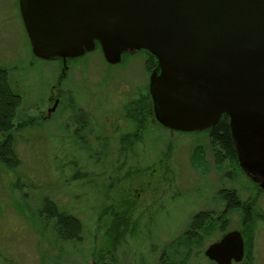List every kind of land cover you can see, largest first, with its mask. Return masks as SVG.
I'll return each instance as SVG.
<instances>
[{"label": "rangeland", "instance_id": "rangeland-1", "mask_svg": "<svg viewBox=\"0 0 264 264\" xmlns=\"http://www.w3.org/2000/svg\"><path fill=\"white\" fill-rule=\"evenodd\" d=\"M136 52L124 53L120 64L110 65L96 47L68 62L59 78L60 62L44 64L34 58L19 0H0V63L20 79L19 115L34 118L52 86L59 84L61 90L59 108L48 122L37 125L34 118L32 135L28 131L15 135L11 162L15 166L0 163V264H158L162 250L173 259H186V264H206L204 250L221 236L216 221L212 219L210 229L189 245H183L182 235L196 213L222 207L218 196L222 188L234 189L242 203L252 206L249 212L231 211L226 218L228 230H239L243 236L242 264H264V190L257 189L237 165L220 157L215 160L203 133L171 132L147 119L148 170L142 175L129 173L127 182L117 152L91 149L96 143L89 135L86 149L76 147V106L105 134L114 131L136 93L146 97L147 55ZM152 146L157 147L155 162L145 149ZM111 173L118 174L116 181ZM61 213L80 224L77 239L71 233L69 240L57 236L55 218L47 215ZM119 216L136 227L118 229ZM245 219L252 222L249 228Z\"/></svg>", "mask_w": 264, "mask_h": 264}, {"label": "water", "instance_id": "water-1", "mask_svg": "<svg viewBox=\"0 0 264 264\" xmlns=\"http://www.w3.org/2000/svg\"><path fill=\"white\" fill-rule=\"evenodd\" d=\"M34 57L77 59L98 45L110 65L143 50L156 59L154 118L179 133L228 117L240 169L264 189V0H19ZM216 264L242 261L237 230L208 246Z\"/></svg>", "mask_w": 264, "mask_h": 264}, {"label": "flooded vegetation", "instance_id": "flooded-vegetation-1", "mask_svg": "<svg viewBox=\"0 0 264 264\" xmlns=\"http://www.w3.org/2000/svg\"><path fill=\"white\" fill-rule=\"evenodd\" d=\"M140 52H142V51H138L136 53H140ZM84 56L77 58V59L63 60V59L58 58V59H53L51 61H44V60L38 59L36 57H34V58L39 60V62L44 63V64L53 63V62H60L61 68H62L60 71L62 73L60 72V75L58 77L62 78L64 71L68 69L66 64L70 61H72V62L78 61V60L82 59ZM11 70L12 69H10V68L7 69V68L3 67L0 63V71H3L5 73L6 80L8 82L9 87L11 89H13L14 91H16V84H17V82H19L20 79L15 80L12 77V71ZM151 71L152 70H150V72ZM150 72H149V75H150ZM149 75H148V84H149ZM14 84H15V88L13 87ZM57 86H52L51 92H50L49 96L47 97V102L43 103V106L40 110L35 111L37 114L34 118L36 119V121L39 122L37 125H42L43 123L48 122L49 119L56 112V110H58L59 103H61V97H60L61 90H59V88H57ZM77 107L78 106H76V109L74 112L75 115H73V118H75L74 121L76 124V128L74 130V132H75L74 135L76 136V141L78 142L77 143L78 146H76V147L79 150L87 148L84 140H85L86 136L89 135V138H92L93 141L96 143L94 145L91 143V149H93V148L97 149L98 148V150L100 152L109 153V154H111L110 151L113 150L122 156L123 162L120 163L119 167H121L120 169H122V167L126 168L127 174L125 175V181L129 177V173H131V174L137 173L136 175H142L146 169L148 170V168H146V167L149 166V164H148L149 162L148 161L146 162V159L144 158V153H145L144 145H146L145 135L148 133V132L145 133L146 131H148L147 119H149L151 121V124H154V125L159 126V127L161 126L160 124H158L156 122V120L154 118L153 104H152V100H151L149 91H148L146 97L144 95L142 96V94L140 95V94L136 93V97L129 100L126 103V105L124 106L123 115L118 119V122L115 123L116 127H115L114 131L112 132L109 130V132H107L105 134L99 129V125L94 120H92L91 117L89 118V116H87L86 114L81 112L80 109ZM34 118H33V114L31 115V114L26 113V114L20 116L19 112H18V116L16 117V120L13 124L12 132H10L11 136H12V140H13L12 143H14V139H16L15 135L17 133H19L20 131H28L27 132L28 134H30V135L33 134L32 130L34 127ZM120 122H123V125L120 124ZM171 132H173V131H171ZM5 138H6V134L0 135V139H3L0 142V154H1L3 149L5 150V148L3 146ZM29 138H31V136H29ZM81 142H82V144H81ZM13 149H14V146L12 148V151H13L12 153L14 155ZM145 149L152 154L153 157L151 160L153 162H155V160L157 159V155H158V153L156 152L157 147L152 146V147H147ZM213 154H215V160H216L218 158V156H216V155H218V151L214 150ZM166 157H169V156H166ZM130 159L134 160V164L133 165H128V164L126 165V163H128ZM166 159H168V158H166ZM157 161H158L157 164H159L160 160H157ZM98 162H99V157H98L97 163ZM227 162H231V163H233L239 167L235 151H234V158L233 159L227 158ZM145 165H146V167H145ZM119 167L116 169V171H114V169H113V171L117 172ZM117 177H118L117 173H111L110 174V178H112L115 181H116ZM252 183L256 186L257 189L262 191V189L256 183H254V182H252ZM230 194L233 195L232 196L233 197V203L232 204H230L227 200L229 198V196H231ZM218 196L221 200L220 203H222V207H221L222 209L221 208L216 209V210L211 209V210H204V211L198 212V213H207L210 220H212V219L215 220L217 223L216 226L219 229L218 231H220L222 224H226V218L230 214L231 211L241 209V210H245L246 212H249L251 210L250 207L247 205L248 204L247 202L242 203V201L239 199V197H238V195L234 189L222 188L221 190L218 191ZM246 220L247 219H245L244 223H246ZM234 230H236V229H234ZM230 231H233V230H227V231H224L223 233L219 232L221 234L220 238L218 240L210 243L209 245L218 242L226 233H228ZM237 231H239V230H237ZM241 236H242V234H241ZM242 239H243V236H242ZM208 246H207V248H208ZM243 246H244V256H243V259H244V257H245L244 239H243ZM206 249L203 252V256L206 259V264H210V263L216 264L214 261L209 260L205 256L204 253H205ZM162 256H165V254L164 253L160 254V257L158 258V260L162 259ZM243 259H242V261H243ZM242 261L239 263H232V264H242Z\"/></svg>", "mask_w": 264, "mask_h": 264}, {"label": "trees", "instance_id": "trees-1", "mask_svg": "<svg viewBox=\"0 0 264 264\" xmlns=\"http://www.w3.org/2000/svg\"><path fill=\"white\" fill-rule=\"evenodd\" d=\"M146 53V52H145ZM147 55V61H146V69L152 70L156 64L155 58L146 53ZM22 105V99L19 96V94L11 89L8 85V82L6 80V75L3 71H0V135L6 134V138L4 141V148L1 154H0V162L2 165L6 167H14L15 165H11V162H14L12 156H13V143H12V128L13 124L16 120V117L18 116V112L20 110V107ZM8 134V135H7ZM203 134L207 137V139L210 142L211 148L218 151V157L223 159H233L234 158V144L231 138L230 129H229V120L228 117L225 115H222L219 122L210 130H207L203 132ZM224 156V157H223ZM229 198L227 199L230 204L233 203V195L230 194ZM250 209H252V206L248 205ZM62 214V213H61ZM52 216V218H55V229L57 231V236L64 240H69L68 234H74L76 236V239L78 238L77 234L79 233L80 224L72 217L65 215L64 213L62 215H47ZM119 220L121 222V225H118L119 228H124L125 231L130 229H133L136 227L134 222L132 223L129 218H124L119 216ZM252 222H249V220H246L245 226L248 227ZM211 224V220L207 213H196L194 216L191 217L190 223L188 225V229L184 232L182 235L183 237V245H189L192 242H195L200 238V234L205 231L207 228H209V225ZM249 228V227H248ZM136 230V228H135ZM227 225L222 224V227L220 228L221 233L224 231H227ZM67 235V236H66ZM77 241V240H76ZM116 243V242H113ZM164 253L165 256H162V259L158 260V264H186V259L178 260L176 258L173 259V257L167 256V254L162 250L161 254ZM160 257V255H159ZM211 264V263H210Z\"/></svg>", "mask_w": 264, "mask_h": 264}]
</instances>
